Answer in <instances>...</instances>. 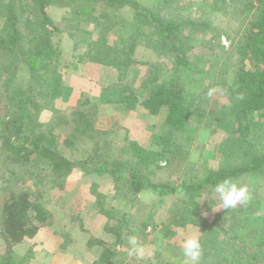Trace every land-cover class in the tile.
Here are the masks:
<instances>
[{"label": "rangeland", "instance_id": "rangeland-1", "mask_svg": "<svg viewBox=\"0 0 264 264\" xmlns=\"http://www.w3.org/2000/svg\"><path fill=\"white\" fill-rule=\"evenodd\" d=\"M137 1L168 18L203 21L209 25L190 23L182 27L181 32V46L195 64L193 72L176 68L181 69L179 78L191 92L188 97L193 106L190 124L172 145L164 146L159 137L165 131L167 108L153 114L142 101H137L134 107L123 103L118 112L121 123L113 129L106 128L109 123L100 117H105L112 109L109 106L101 111L95 106L99 102L91 96L103 99L108 107L111 95L104 92L93 95V90L77 77L82 72L87 73L82 64L87 61L82 56L91 44L95 41L100 44L105 60L97 63L102 70L99 87L119 84L116 91L126 86L143 91L142 79L150 65L165 61L166 72L170 73L175 69L172 60L168 55H159L155 44L147 38L134 46L132 62L120 65L122 52L128 51L133 42L131 33L135 28H140L141 32L150 30L143 20L134 16L133 7L114 8L100 1L81 0H74L70 7L49 5L48 13L60 27L54 42L61 52L57 67L63 80L58 84L54 79L50 90L57 112L43 110L40 119L46 123V130L53 124V133L61 137L60 149L76 165L69 172L55 173L36 155L16 165L14 151L3 141L5 133L1 125L13 108L7 104L6 86L0 85V260L7 257L1 234L2 198L5 190L11 188L31 191L53 214L51 224L14 247L11 255L14 264H95L104 252L110 264H187L181 246L190 236L201 240L200 264H264V244L259 246L264 240V171L245 173L233 179L249 187L251 199L247 204L224 209L213 187L199 196L208 209L200 207L194 213L184 191L167 196H160L154 189L134 193L128 178L116 180L110 173L94 171L114 158L130 161L132 165H138L143 158L138 167L148 178L177 187L225 165L219 148L230 133L226 128L215 127L210 110L226 103L224 83L233 80L241 64L242 54L236 52L235 47L247 24V21L243 23L248 19L246 12L241 13L242 7L234 0ZM79 3L87 7L77 11ZM94 17L103 22L96 23ZM207 40L212 42L205 45ZM107 46L109 50L105 51ZM111 53L109 57L107 54ZM28 79L22 69L17 73L16 84H28ZM75 85L78 98L71 99L70 87L74 89ZM197 108H202L204 113ZM74 109L86 116L79 118ZM63 118L68 123L54 124ZM259 120L250 146L255 150L264 143V117ZM92 124L103 131L93 130ZM65 138L73 139L74 144L67 145L63 142ZM230 142L234 146V142ZM133 145L139 146L131 149ZM142 150L145 156L139 157ZM150 152L153 153L147 155ZM231 153L228 164H240L241 158L233 160L236 154ZM132 235L144 248L142 256L129 255L128 238Z\"/></svg>", "mask_w": 264, "mask_h": 264}, {"label": "trees", "instance_id": "trees-1", "mask_svg": "<svg viewBox=\"0 0 264 264\" xmlns=\"http://www.w3.org/2000/svg\"><path fill=\"white\" fill-rule=\"evenodd\" d=\"M73 1L2 0L0 2V85L6 86L7 104L13 108L10 109L12 113L8 119L2 121L1 125L5 133L3 141L14 151L16 165H20L24 160H30L32 155L39 157L40 161L51 167L55 173L69 172L76 165L60 149L61 137L53 133V124L46 130L44 127L46 123L40 119L43 110L50 109L57 112L50 90L53 80L55 79L56 82L60 79L57 66L61 52L55 47L54 42V35L60 31V27L49 15L48 6L59 4L70 7ZM97 1L114 8L133 7L136 10L134 16L143 20L144 25L150 28L149 32L147 30L141 32L140 28H135L131 33L133 42L129 45L128 51L124 54L122 52L120 65L130 64L134 46L147 38L155 44L154 47L159 55H168L171 58L175 67L174 72L169 73L168 70L166 72L168 67L165 61L158 62L154 66L150 65L151 68L142 79L143 91L138 92L134 87L127 86L120 88L118 100L131 107H134L137 101H142L145 108L153 114L163 107L167 108L165 131L159 138L162 137V145L166 146L169 143L172 145L178 134L190 124L193 112V106L188 98L191 92L181 82L178 72L184 68L193 72L195 67L194 62L181 46L182 27L190 23L194 26L209 27V25L203 21L168 18L159 10L141 6L137 0H81L87 3ZM234 1H238L237 4L242 7L240 12L245 11L248 18L243 22L245 24L247 21V24L235 47L236 52L242 54L241 64L233 80L224 83L227 92L226 103L219 109L210 110L215 127L217 125L219 128H226L230 133L228 139L224 140L219 148V153L225 160L224 167L211 170L202 178L184 182L177 187L168 183H157L148 178L142 172L143 169L138 167L143 158L137 162L138 165L114 158L97 166L94 170L96 173H110L116 180L122 177L128 178L134 193L143 189H154L160 196H167L177 191H184L194 213L200 207L208 209L199 196L223 179H235L245 173L254 174L264 171V143L259 150L250 148L252 136L256 134V125L260 122L259 118L264 117V0ZM82 4L77 5V11H83V8L87 7V4L84 6ZM93 20L96 23L103 22L98 17H94ZM152 35L156 38H151ZM211 42L207 40L204 43L206 45ZM99 47L100 44L96 41L91 44L82 56L83 60L104 63ZM107 49L109 50V46L105 51ZM92 51H95V54ZM107 55L110 57L113 53ZM22 69L29 76L28 84H16L17 73ZM98 104L96 103L95 106L99 107ZM197 109L204 113L202 108ZM74 111L79 118L86 116L81 110L74 109ZM113 119L108 118L109 124L106 128L111 126L113 129L114 126L119 125L111 124L114 122ZM76 121L80 120L76 119ZM60 123H68V120L63 118L54 124ZM76 128L80 129L78 125ZM92 128L97 132L103 131L93 124ZM230 140L234 142V146ZM63 142L69 146L74 144V140L70 138H65ZM138 146L133 145L130 148H138ZM144 153L145 150H142L139 157H144ZM230 153L236 154L233 160L239 161L241 158L240 164H228ZM1 219V234L6 244L7 257L5 260H0V264H14L11 257L14 247L25 239L34 237L44 226L51 224L53 214L34 197L31 191H15L7 188L2 198ZM263 244L264 240L259 246ZM95 264H110L105 252Z\"/></svg>", "mask_w": 264, "mask_h": 264}, {"label": "clouds", "instance_id": "clouds-1", "mask_svg": "<svg viewBox=\"0 0 264 264\" xmlns=\"http://www.w3.org/2000/svg\"><path fill=\"white\" fill-rule=\"evenodd\" d=\"M211 94L209 92V95ZM213 192L224 209L235 208L238 204H247L251 199L249 187L231 178H225L217 183L214 186ZM128 244L130 245L129 255L142 256L144 254V248L135 235L128 238ZM181 251L186 258L187 264H200L202 243L198 237L190 236L185 238Z\"/></svg>", "mask_w": 264, "mask_h": 264}, {"label": "crops", "instance_id": "crops-1", "mask_svg": "<svg viewBox=\"0 0 264 264\" xmlns=\"http://www.w3.org/2000/svg\"><path fill=\"white\" fill-rule=\"evenodd\" d=\"M85 67V69L87 70V73H84V75L82 73H80L77 77L79 79H81V81L83 82V85H85L87 88L89 89H92L93 90V95L96 94V95H99L100 92H104L105 95H111V101L107 104L108 107H105L104 103H103V99H98L95 98V96H91L95 101L97 100L99 102V108L100 110H105V108H109V106L111 107L112 111H109L105 114V117H100L101 120H108V118H114V122H112L111 124H120L121 123V118H120V113L118 112H121L120 109L121 107L124 105L121 101L118 100V90L116 91V89L120 86L119 84H111L108 88H105L106 86H102V87H99V82L98 80L100 79V75H102V70H101V67L99 66V64L97 63H93L91 61L89 62H86V63H82ZM84 70V69H83ZM89 70V71H88ZM62 78L60 77L59 80H57L56 82L60 83L62 82ZM60 81V82H59ZM62 88V86H61ZM61 88L59 90H61ZM86 88V89H87ZM70 91L72 92L71 93V99H73L74 97L78 98V88L77 86L75 85V88L72 89L70 87ZM85 91V90H84ZM77 94V96H76ZM60 96L58 97H61L62 96V93L59 94ZM77 101V100H76ZM101 110V111H102ZM117 121V122H116Z\"/></svg>", "mask_w": 264, "mask_h": 264}]
</instances>
